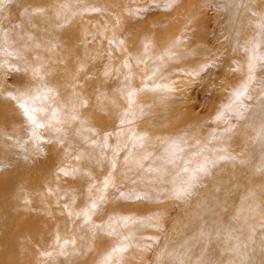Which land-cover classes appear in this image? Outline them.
Segmentation results:
<instances>
[{
  "label": "rangeland",
  "instance_id": "1",
  "mask_svg": "<svg viewBox=\"0 0 264 264\" xmlns=\"http://www.w3.org/2000/svg\"><path fill=\"white\" fill-rule=\"evenodd\" d=\"M199 1L5 0L7 17L3 22L4 11L0 10V25L4 27L9 55L4 59L0 54V170H6L5 175L22 172V169L25 173L19 190L15 186L16 193L11 191L9 194L10 207H13L11 224L0 226V239H10L3 250L8 255L9 262L37 264V254L40 251L37 246L41 245L37 237L41 230L43 234L40 237L46 239L47 245L52 239L63 237L61 239L68 240L70 245H76L64 250L65 254L71 257L78 254L85 256L88 251L84 246L90 242L97 246L102 243H98L100 239H107L100 235V230L96 227L98 221H106V216L110 213L135 212L142 202L135 204L131 200L139 197L147 201L159 199L158 202L146 204L149 212L144 215L147 219L154 220L156 227L160 229L151 231L152 234L160 232L159 235L162 236L163 233V239L161 237L155 241V237L153 240L150 236L147 237L143 244L147 247L148 242L157 243L155 249L147 254L136 253L131 263L138 264L144 259V263L152 264V256L160 253L157 250L159 244L169 243L166 235L175 229V218L185 208L184 203L189 202L190 197L207 191L210 181L215 185L221 183L220 179L231 174L230 170L235 165L247 163V176H254L258 185L249 189L248 196L244 197L242 207L246 216L242 219H247L249 224L256 227L248 236L243 235L241 241L244 247H248L259 237L261 241L263 239L259 245L263 252L264 175L259 176L257 172L264 166V156L254 149L259 147L264 138V113L263 116L261 113L257 115L260 109L258 101H264V64L258 65L251 73L247 72L252 49L242 48L241 52L229 41L222 22L224 18L221 8L225 0H201L200 4H203L198 7ZM201 14H205L206 20L199 18ZM136 15L143 17L141 22L150 32L148 34L142 30L144 33L140 39L136 31L128 32L125 45L130 49L131 44L137 41L136 60L142 58L144 50L149 55V60L151 55L154 56V61L145 65V69L148 67L149 70H154L153 75L150 76L145 71V76L138 69L132 75L123 72L125 86L121 87L112 80L107 93L101 89V72L108 67L121 71L118 62L120 47L117 44L119 27L126 18L132 16L138 19ZM149 41L152 42L151 47L147 46ZM158 45L161 47L157 48ZM98 46L111 48L108 61H101L104 49ZM154 46L156 48L153 49ZM227 58L231 62L235 61V66L233 63L225 65ZM87 65L91 70H88ZM257 72L262 73L259 76ZM250 75L253 80L249 95L242 99V104L236 106L235 111L226 114L224 119H218L223 107L233 99V92L247 82ZM216 77L219 81H216ZM258 87L260 88L257 90ZM36 92H46L48 96L43 105L47 109V115L38 116L39 120L46 123L43 129L38 130V138L31 135L28 120L16 99L22 94L33 95ZM122 94L124 95L120 98ZM104 95H107L108 105L112 108L108 107L111 121L101 119L100 103H103ZM113 96L117 97L114 103L109 99ZM163 98L168 101L164 102ZM148 101V108H142L138 113L137 106H144ZM157 105L161 106L158 108ZM150 110H153V114L156 113L157 118L148 123L138 121ZM53 113H56L55 117ZM244 120L249 122L244 124ZM119 133L141 134L143 145L149 143L147 136H154L158 141L152 143L162 142L161 149L166 154L180 151V155H183L181 161L169 160L165 156L164 164L159 166L162 159L158 160L159 151L154 146L150 149L141 147L142 150L134 151V158L125 159L126 163L122 164L124 157L115 155L117 148L112 141L113 135ZM32 142L33 146L27 152L31 163L22 168L23 150ZM173 142L175 146H172ZM238 151L240 152L237 153ZM105 181H108L107 186ZM88 182L96 187L90 193V199L80 200L78 208L83 211L90 206V214L86 213L91 219L88 221L87 216L83 215L74 223L63 207L72 192L75 196L84 198L88 193ZM198 203L199 208L204 204L200 201ZM93 204L96 205L95 208L91 207ZM255 205L256 219L252 220L248 213ZM60 218H67V223L59 222ZM91 220L98 221L90 223ZM66 224L68 228H65ZM73 224L77 227L76 232ZM112 224L113 222L99 227L105 229L104 227L109 228ZM71 227L73 229L69 230ZM111 241L112 247L119 243ZM105 247L107 250L110 248ZM100 248L97 250L101 253ZM244 251L245 259H248V250ZM44 252L48 253L50 249L45 248ZM263 254L259 255L260 264H264ZM97 256L100 257V254L91 255L92 258L86 255V260L91 258L93 264H99L96 262Z\"/></svg>",
  "mask_w": 264,
  "mask_h": 264
},
{
  "label": "bare ground",
  "instance_id": "2",
  "mask_svg": "<svg viewBox=\"0 0 264 264\" xmlns=\"http://www.w3.org/2000/svg\"><path fill=\"white\" fill-rule=\"evenodd\" d=\"M200 2H201V0L199 1L198 7H200V5L203 4V3L200 4ZM5 5H6L5 0H0V10L4 11L3 22L6 21V17H7V6L5 7ZM211 9H212V7H211ZM221 9L223 10V18L224 19L222 22L225 25L224 31L226 32L229 41L231 43H233V45L238 47L236 49H239L241 52H243L242 48L244 50L248 49V47H250L249 49H253L254 45H256L257 43H260L261 44L260 52L264 53V40L261 39V37L264 36V0H225V4ZM92 10H94V9H92ZM205 14L204 15L201 14L199 16V18L202 20H206ZM136 16H138V15H136ZM142 19H143V17H140V16H138V19L132 18V16H131L130 18H126L124 21H122V23L119 27V37L117 40V44H119V47H120L119 48L120 54L118 57V62L120 64L119 66H121V71H119L113 67L112 68L108 67V68H106V70L104 72H101L102 78H101V84L100 85H101V87H102L101 89H103V91H106L108 93V87H109L108 85L111 84L112 80H113V82L114 81L118 82L117 84H120L121 87H124L126 83L124 82V80L122 78L123 72L124 73L129 72V75H132L138 69V72H141L143 75H145V71L149 72L150 76L153 75L152 73L154 72V70L151 71V70H149L148 67H146V69H145V65L148 66L149 64H151V62L154 61V59H155L154 56L151 55L150 60H149L148 59L149 55L144 50V51H142V54H143L142 58H140L139 60H136L135 56L137 55L136 54L137 41L134 44L133 43L131 44V42H130V44L132 45V47L130 49H128L129 48L128 45L127 46L125 45L127 34L132 33L133 31L134 32L136 31L135 33H138L137 36H139V39L143 37L144 32L142 33V30L146 31V33L149 34L150 31L149 30L147 31L148 28L143 26V23L141 22ZM215 22H216V20H215ZM218 26H220V25H218ZM3 28L4 27H2V25H0V54L2 55V57L4 59H6L9 55V51L6 47L7 38L5 37ZM173 28H175V27H173ZM218 29H219V27H218ZM243 37H244V39H243ZM139 39H138V41H139ZM186 43H188V42H186ZM181 44H183V43H181ZM149 45H150V47L152 46L151 41L147 42L148 47H149ZM164 45H166V44H164ZM213 45H214V43H213ZM217 45H219V44H217ZM176 46H178V45H176ZM102 47L104 49V52L102 53L103 60L101 59V61H104V60L108 61V52H109V49H111V48L107 49V47H104V46H102ZM102 47L98 46V48H102ZM160 47H161L160 45L157 46V48H160ZM154 48H156V46H154L153 49ZM119 50L117 52H119ZM151 50H152V48H151ZM237 51H236V53H237ZM241 52H239L240 55H241ZM79 54H81V52ZM230 54H232V53H230ZM164 55L165 54H163V56ZM187 55H189V54H187ZM224 55H225V53H224ZM234 55H236V54H234ZM138 56L140 57V55H138ZM238 56L239 55H237V57ZM165 58L168 59V56H166ZM213 58H215V56ZM218 58H220V56ZM218 58L216 57L217 60H218ZM229 58H227V60H228L227 63L224 61V63H226L225 65H228V63H233L235 66V63H234L235 61L231 62V60ZM240 58H241V56H240ZM234 60H236V59H234ZM83 61L85 62V60H83ZM237 61H239V60H237ZM205 63H204V65H205ZM225 65H223V67ZM87 66H88V70H91L90 66L89 65H87ZM217 66H219V65H217ZM168 68H169V66H167V69ZM173 68H174V66H173ZM221 68H222V66H221ZM231 68L234 70V67H232V65H231ZM231 68H229V69H231ZM223 69H220V70L223 71ZM235 69H236V67H235ZM216 71H218V70H216ZM231 71L232 70H230V72ZM248 71H249V69L247 70V72ZM263 71H264V68H263ZM110 72L112 75H110ZM163 72H164V70H163ZM213 73L214 72H212V74ZM222 73H224V72H222ZM261 73L262 72H260V74L258 73L259 76L261 75ZM180 75H182V74H180ZM217 76H219L218 72H217ZM234 76H236L235 73H234ZM207 77H204V78L207 79ZM216 78H217L216 79V81H217L218 77H216ZM220 78H222V77H220ZM259 78H261V77H259ZM212 79H213V75H212ZM232 79H234V78H232ZM136 81H137V79H136ZM187 81H188V79H187ZM102 82H104L103 85H102ZM132 82H133V80H132ZM197 82H199V81H197ZM174 83H175V81H174ZM214 83L217 84L218 82H214ZM220 83H218V84H220ZM212 84H213V81H212ZM217 86L219 87V85H217ZM154 88H156V87H154ZM220 88H222V87H220ZM259 88L260 87H258L257 90ZM216 89H215V91H216ZM157 92H158V90H157ZM154 93H155V97H156V91ZM151 94H153V93L151 92ZM123 95L124 94H122V96L120 95V98H122ZM254 95H255V93H254ZM157 96H158V94H157ZM160 96H161V94H160ZM120 98H118V99H120ZM142 98H143V96H142ZM164 98H166V97H164ZM254 98H255V96H254ZM103 99H104V101H103ZM107 99L108 98L106 95L105 98L104 97L102 98L103 103H100V107L102 108V111H101L102 112V114H101L102 120L110 119L109 118L110 112H108V107H110V106L108 105L109 100H107ZM109 99L113 100L112 103H114V101L116 102L117 97L113 96V98L110 97ZM150 100H151V98H150ZM157 100H159L158 97H157ZM166 101H168V100L164 99V102H166ZM130 102L132 104L131 100H130ZM149 102L150 101H148L146 104L144 103L145 104V105L143 104L144 106H142V104L137 106V108H138L137 112L138 113L141 112L142 108H148V106L150 105ZM162 102H163V100H162ZM154 103H156V102H154ZM159 103H160V101H159ZM249 104L250 103H248V105ZM163 105H162V107H163ZM171 105L172 104H170V106ZM258 105H259L260 109H259L257 115L259 113H261V115L263 116L264 101L262 103L260 101H258ZM158 106H161V105H157V107ZM167 107H169V106H167ZM171 107H173V106H171ZM120 108H121V106H120ZM110 109H112V108L110 107ZM145 110H147V109H145ZM152 111L150 110L146 114H143L138 121L142 120L143 122L148 123L151 120L157 118V116L155 115L156 113L153 114ZM168 112H170V110ZM171 113H172V111H171ZM162 114H164V112ZM110 121H111V119H110ZM234 121H236V120H233V122ZM244 121H245L244 124L247 121L249 122V120H247V121L244 120ZM107 124H108V122H107ZM112 125H113V123H112ZM237 125H238V123H237ZM249 130H250V128H249ZM250 135H253V134H250ZM156 139L157 138L154 136L153 137L147 136L146 140H148L149 143L143 145V142H141V141H143V137L141 134L119 133V134L113 135V137H112V141L114 142V144H116V148H117V150L115 151V155L119 154L122 157H124V159L122 160V164L126 163L125 159L127 160L128 158H130V159L134 158V155H133L134 151L142 150V148L143 149H150L154 146H156L158 148V151H159L160 157L158 160L162 159V161L160 163H158L159 166L161 164H164L165 156L169 160L181 161L180 159L182 158L183 155L182 156L180 155V151H173L171 153L166 154L165 152H163V149H161L162 144H163L162 142H159L157 144L152 143V142H157L158 140H156ZM204 140H201V141H204ZM33 143L34 142L29 144L23 150V154H22L23 159L21 162L22 168H26L29 165V163H31V159L27 158V155H28L27 152L31 149V147L33 146ZM254 150H256V152L258 151L257 153L260 152L261 154H263L261 156H264V138H262V142L260 143L259 147L257 149H254ZM144 152H146V150H144ZM239 152L240 151H238L237 153H239ZM5 159H7V158H5ZM133 164H134V162H133ZM247 164L246 165H239V166L235 165L234 167H232L233 171L230 170L231 174L225 176V178L220 179L221 183L215 185L213 182L210 181V184L208 186L207 191L201 192V195L199 193L194 197H190L189 202L186 201L184 203L185 208L181 209L179 211L180 213H178V216L175 218V229L171 232H168V233H170L169 235H166L169 237V243L168 244L163 243L164 246L162 244L161 245L159 244L160 247L157 250L160 253L158 255L154 254L152 256V258L154 257L153 261H151L152 264H260L259 263V255L263 254L264 249L262 252L261 251L262 249L259 247V245L261 244L260 242H262L263 239L261 241V239L259 237L255 238L248 247H244V244H242V241H241L243 235L248 236V234H250L251 231L256 227V225H254V224L253 225L249 224L250 221H248L247 219H245V221H244V219H242L243 217L246 216V214L243 212L244 208L242 207L243 202L245 203L244 197L246 195L248 196L249 189H253V188L257 187V185H258L257 181L254 180V176H252V177L247 176V172H249L248 171L249 167ZM2 170H0V219H1L0 226L11 224L10 223V220H11L10 216H11V211L13 210L12 209L13 207H10L11 205H10V201H9V194L11 191L12 192L14 191L16 193L15 186L17 187V190H19V187L22 185V181H23V178L25 175L24 169H22L23 170L22 172L15 173L13 175H9V174L5 175L6 170H4L3 168H2ZM2 175H5V176L1 177ZM257 175H259V176L264 175V166L259 169V171L257 172ZM150 181H151V179H150ZM86 186H88L87 187L88 193L84 198H81L80 196H75V193L72 192V194H71L72 196H70V199H69L70 201L68 200L66 205L63 207L65 212H68L70 214V217L72 218L74 223L79 221V219L81 217H83V215H85L86 212L90 214V210H91L90 206H87V209L83 210V211H79V208H78L79 207L78 204H79L80 200L90 199V197H91L90 193H93L94 188L96 187L95 185H93L90 182H88ZM136 188H137V186H136ZM154 188H156V187H154ZM139 190H141V189H139ZM60 192H62V191H60ZM185 192H187V191H185ZM198 192H199V190H198ZM59 195H61V194L59 193ZM211 196H214L215 198L211 197ZM158 200L159 199L156 198L155 201H150V200L147 201V199H141L139 197H136V198H133L131 200L132 203H135V204L141 203V202L142 203H141V205H139L137 207L135 212L134 211H127V212L125 211L122 213L117 212L115 214L110 213L109 215L106 216V221L101 220V219L99 221L98 220H91L90 223H94V222L98 221V224H96V227H97V229L100 230V235H104L103 238L107 237V239H103V240L100 239L98 241V243H100V242H102V243H100L97 246L93 242L88 243L86 245V247L84 246L85 250L88 251L87 253H85V256L78 254V255H75L74 257H71L69 254H65L63 252L64 250L76 247V245H70L68 240L61 239L63 237L54 238L51 240L50 244L47 245L46 239L44 237H40V235L43 234V230H41L39 233V237H37V239L40 240V243H41L40 246L39 245L37 246L39 248L38 250H40L39 252L37 251L38 252L37 264H93L92 259H91L92 258L91 255H99V254H100V257L97 256L98 260H96V262H98L99 264H106V257H108L109 254L112 253V250L118 246L123 247L126 250L123 252L114 254L112 257V264H132L131 259L136 255V253L139 254V253L146 252V254H147L152 249H155V244H157V243L148 242L147 247H146L144 245L145 243L143 244V240L147 241L146 238L149 236L152 238V240L155 237V239H154L155 241L160 240L161 237L163 239V233H162V236L159 235L160 232H158L157 234H154V233L152 234L151 231H154L155 229L157 231H160V229H159V227H156L154 220L151 221V220L147 219L144 215L145 213L149 212V210L146 207V204L147 203L149 204L150 202L155 203V202H158ZM198 201L204 203L200 208L198 206V204H199ZM195 204H197V205L195 206ZM256 207H257V205H255L253 207V209L250 210V213H248V217L251 218L252 220L254 218L256 219V213H255ZM53 208H55V206ZM174 208H176V207H174ZM158 210H160V209H158ZM89 214L87 215L88 221L91 219V218H89L90 217ZM152 218H153V216H152ZM62 221H63V224L67 223V218H65V219L60 218L59 222H62ZM172 221H173V218H172ZM111 222H113V224L109 228L104 227L106 230L103 228L101 229V227H99L100 225L105 226V225H107V223L111 224ZM170 223H172V222H170ZM73 226H74V224H73ZM65 228H68V224L65 225ZM72 229H73L72 227L69 228V230H72ZM76 229H77V227H75V232H76ZM171 229H172V227H171ZM92 235H94V234H92ZM90 239H94V238H90ZM109 239L113 240L114 242H119L121 244L118 243L116 246L112 247V241ZM9 242H10L9 237L0 239V264H4V263L5 264H12L11 262H9L8 255L4 254V252H3V250L5 249V246H7V244H9ZM103 243H106V244H103ZM105 246H110V248H108V250H107V249H105L106 248ZM100 247L102 248V250ZM45 248H49L50 252H48V253L44 252ZM97 248L98 249L100 248L102 254L97 250ZM246 249L248 250V255H247L248 259H245V255H244L245 254L244 250H246ZM233 254L235 256H233ZM86 255L88 257H91V258L86 260ZM143 260L138 264H143L144 263ZM93 262H95V261H93ZM144 264H149V262L144 263Z\"/></svg>",
  "mask_w": 264,
  "mask_h": 264
},
{
  "label": "snow or ice",
  "instance_id": "3",
  "mask_svg": "<svg viewBox=\"0 0 264 264\" xmlns=\"http://www.w3.org/2000/svg\"><path fill=\"white\" fill-rule=\"evenodd\" d=\"M261 39L264 40V36H262ZM260 48L261 44L257 43L251 50L250 63L248 65L250 73L253 72L258 65L264 64V53L260 52ZM252 80L253 77L250 75L248 81L241 84L239 88L233 92V99L228 105H225L223 107V110L219 114L218 119H224L226 114L235 111L236 106L242 104V99L247 96ZM132 95H135V93H132ZM16 99L18 100V106L21 108L23 114L28 120L31 128V135L38 138V130L43 129L46 126V123L39 120L38 116L47 115V109L43 106L48 99L47 93L36 92L33 95L22 94ZM55 115L56 113H53V117H55ZM172 146H175V142H173ZM185 171H187V169H185ZM107 183L108 181H105V186H107ZM91 207L95 208L96 205L93 204ZM85 215L87 216V213ZM125 250V248L119 246L114 248L112 250V253L109 254L108 257H106V264H112L113 255Z\"/></svg>",
  "mask_w": 264,
  "mask_h": 264
}]
</instances>
